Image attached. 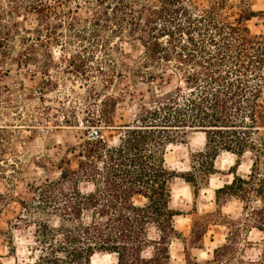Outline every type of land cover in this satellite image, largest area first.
<instances>
[{
  "label": "trees",
  "instance_id": "1",
  "mask_svg": "<svg viewBox=\"0 0 264 264\" xmlns=\"http://www.w3.org/2000/svg\"><path fill=\"white\" fill-rule=\"evenodd\" d=\"M255 16L264 25V10H253L249 0H0V46L19 37L31 47L20 65H38L43 56V76L51 47L65 39L116 50L104 79L115 94L87 120L118 130L116 141H86L76 166L64 159L57 178L15 199L17 219L33 226L31 264H91L99 253L113 254L115 264H264V31H251L247 21ZM121 40L138 42L140 53L126 51ZM126 93L135 112L116 123ZM189 131L203 132L205 146L179 173L167 166L166 149ZM221 152L236 156L233 177L215 189L217 209L194 218L184 237L175 224L182 212L172 203L173 179L182 177L198 193ZM247 155L249 172L242 175L237 168ZM233 199L242 203L237 217L222 212ZM215 224L227 228L225 241L199 260L189 249L201 248ZM252 229L261 233L262 249L249 261L242 245ZM175 239L185 244L180 261L171 255Z\"/></svg>",
  "mask_w": 264,
  "mask_h": 264
},
{
  "label": "rangeland",
  "instance_id": "2",
  "mask_svg": "<svg viewBox=\"0 0 264 264\" xmlns=\"http://www.w3.org/2000/svg\"><path fill=\"white\" fill-rule=\"evenodd\" d=\"M199 2L207 4V0ZM249 3L255 11L264 10V0H249ZM33 21L34 16L29 15L27 23ZM247 24L255 34L264 31L260 17H252ZM65 40L63 47H51L53 61L47 76H43L38 68L43 56L39 57L38 65H20L21 59L31 54V47L19 37L4 40V45L0 46V52L5 54H0V193L9 197L0 201V264H31L36 255L32 252L33 226L27 227L17 219L21 212L16 197L29 194L32 187L46 179L57 178L64 159L76 166L78 151L86 141L94 140L88 138L90 133L110 143L115 142L119 134L118 130L103 127L102 123L89 125L87 122L102 101L107 100L106 95L115 94L114 85L106 84L104 80L106 75H112L109 67L116 55L112 43L76 38ZM120 45L134 56L141 51L138 42L131 45L121 40ZM35 47L41 53L45 49ZM75 65L85 67L87 75L75 71ZM6 67L8 70L4 71ZM47 80L53 84H46ZM128 90L132 91V88ZM116 109V123L130 121L135 112V100L126 93L125 101L119 102ZM66 119L70 122H65ZM204 146V133L189 131L167 146V166L179 173L188 171L192 155ZM235 160L232 153L221 152L215 160L216 172L198 193L182 177L173 179L172 203L182 212L176 217L175 224L184 237L189 235L194 218L217 209L214 191L232 179ZM249 166L247 155L241 159L238 173L246 175ZM81 186L88 187L86 184ZM222 212L237 217L242 212V203L233 199L222 207ZM226 233L225 226L212 225L203 246L189 249L190 253L199 260L211 258L213 249L225 241ZM244 238L245 258L257 260L262 249L261 233L252 229ZM184 246L182 239L171 243L174 260L183 259ZM92 259L91 264L116 263L114 256L102 253Z\"/></svg>",
  "mask_w": 264,
  "mask_h": 264
},
{
  "label": "built area",
  "instance_id": "3",
  "mask_svg": "<svg viewBox=\"0 0 264 264\" xmlns=\"http://www.w3.org/2000/svg\"><path fill=\"white\" fill-rule=\"evenodd\" d=\"M97 134H94V133H90V135H89V139H95V138H97Z\"/></svg>",
  "mask_w": 264,
  "mask_h": 264
},
{
  "label": "bare ground",
  "instance_id": "4",
  "mask_svg": "<svg viewBox=\"0 0 264 264\" xmlns=\"http://www.w3.org/2000/svg\"><path fill=\"white\" fill-rule=\"evenodd\" d=\"M97 255H98V254H96L95 256H97ZM95 256H94V257H95ZM104 256H112V257H113L114 255H113V254H109V253H104ZM94 257H93V258H94ZM114 257H115V256H114ZM92 260H93V259H92Z\"/></svg>",
  "mask_w": 264,
  "mask_h": 264
}]
</instances>
